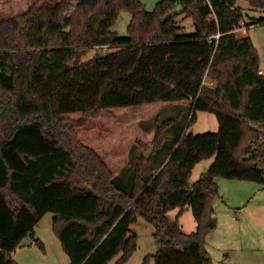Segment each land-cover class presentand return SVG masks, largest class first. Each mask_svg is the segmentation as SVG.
I'll list each match as a JSON object with an SVG mask.
<instances>
[{
	"label": "trees",
	"instance_id": "trees-1",
	"mask_svg": "<svg viewBox=\"0 0 264 264\" xmlns=\"http://www.w3.org/2000/svg\"><path fill=\"white\" fill-rule=\"evenodd\" d=\"M246 1L264 8V0ZM236 3L159 0L147 10L140 0L59 1L0 19V264H17L11 252L26 236L44 250L34 228L47 212L69 264L125 263L139 217L155 226L157 245L143 264L150 257L154 264H211L204 237L215 178L264 187V74L250 37L234 32L243 19ZM181 7L192 19L189 32L178 14L162 21ZM121 12L131 15L125 35L112 30ZM202 33L219 36L208 41ZM105 45L115 49L81 61L87 49ZM204 76L212 85L202 84ZM186 100L188 126L201 110L215 114L218 130L182 127L156 174L145 178L139 157L130 189L115 183L75 133L105 108ZM74 112L78 120L64 117ZM171 123L156 121L154 149ZM213 156L190 185L195 164ZM187 208L197 222L189 233L178 222Z\"/></svg>",
	"mask_w": 264,
	"mask_h": 264
},
{
	"label": "rangeland",
	"instance_id": "rangeland-1",
	"mask_svg": "<svg viewBox=\"0 0 264 264\" xmlns=\"http://www.w3.org/2000/svg\"><path fill=\"white\" fill-rule=\"evenodd\" d=\"M59 1L74 4L76 0H0V19L19 15L33 5L47 7ZM140 1L147 10H152L159 0ZM236 5L242 9L243 19L234 32L241 36L244 30L245 36L250 37L259 57V67L264 70V22L257 23V20L264 19V8L252 7L246 0H237ZM130 18V13L121 12L112 30L119 35H125ZM175 19L187 32L193 29L192 19L185 13H179ZM114 49L107 45L91 47L84 52L81 61L96 53H106ZM189 104L190 100L155 101L105 108L97 118L88 119L84 126L75 128V133L80 142L102 157L114 174L115 183L130 189L133 172L142 156V150L152 145L157 120L160 122L172 119V123L165 130V141L161 148L154 149L149 157L144 158L141 171L145 178L158 172L166 151L182 127L183 132L193 134L218 130L215 114L201 110L196 111V121L188 126L191 115L187 109ZM64 117L78 120L81 115L74 112ZM213 161L214 156L203 159L194 166L189 178L190 185L197 182ZM215 183L216 192L210 215L215 223L204 237V248L210 256L211 264H264V187L254 181L224 177H216ZM176 212L177 208L171 210L170 217L173 218ZM52 216V212L45 213L34 228L35 235L44 244V250L37 245H31L30 236L25 237L26 250L22 252L25 264H69V257L62 250L60 241L52 230ZM178 222L185 233L195 230L197 226L191 208L185 209L178 216ZM154 231L155 226L140 217L130 225L129 233L137 234L136 248L123 264H143L145 256L156 252ZM116 258L107 264H114ZM147 264H154L152 257Z\"/></svg>",
	"mask_w": 264,
	"mask_h": 264
},
{
	"label": "crops",
	"instance_id": "crops-1",
	"mask_svg": "<svg viewBox=\"0 0 264 264\" xmlns=\"http://www.w3.org/2000/svg\"><path fill=\"white\" fill-rule=\"evenodd\" d=\"M248 26V25H247ZM246 26V27H247ZM243 34L242 35H245V33H244V30H243V32H242ZM259 70L260 71H262V73L264 74V70L262 69V68H260L259 67ZM167 161V160H166ZM165 161V162H166ZM197 164V163H196ZM195 164V165H196ZM194 168V167H193ZM193 171V170H192ZM205 172V171H204ZM204 172H202V174L204 173ZM201 174V175H202ZM260 185V184H259ZM263 187V186H262ZM35 237H37L36 235H35ZM37 238H39V237H37ZM24 239H25V237L23 238V240L21 241V243L19 244V246H17L16 248H15V250H13L12 252H11V257L16 261V263L17 264H25V262H23L25 259L24 258H22V252H24L25 250H26V245L24 244ZM40 239V238H39ZM41 240V239H40ZM42 241V240H41ZM30 244L31 245H36L35 244V241L31 238V241H30ZM44 245V244H43Z\"/></svg>",
	"mask_w": 264,
	"mask_h": 264
},
{
	"label": "water",
	"instance_id": "water-1",
	"mask_svg": "<svg viewBox=\"0 0 264 264\" xmlns=\"http://www.w3.org/2000/svg\"><path fill=\"white\" fill-rule=\"evenodd\" d=\"M183 10H184L183 7H181V8L173 9V10L167 12L163 16L162 21H167L169 18L173 17L174 15L181 13ZM252 127L255 128V129H258L260 131H263L262 129H259V128L255 127V126H252ZM153 150H154V146L153 145L147 146L146 148H144L142 150V157L143 158L149 157V155L151 154V152ZM208 221H209V224L211 226H213L214 223H215V221L211 218V216H209V220Z\"/></svg>",
	"mask_w": 264,
	"mask_h": 264
},
{
	"label": "built area",
	"instance_id": "built-area-1",
	"mask_svg": "<svg viewBox=\"0 0 264 264\" xmlns=\"http://www.w3.org/2000/svg\"><path fill=\"white\" fill-rule=\"evenodd\" d=\"M218 36H219L218 33L217 34H210V35H207L205 33H202L201 38H204V39H206L208 41H211L214 38H217ZM258 72L259 73H262V71H260V70ZM202 84H204V85H212V82L207 79V76H204L203 81H202Z\"/></svg>",
	"mask_w": 264,
	"mask_h": 264
}]
</instances>
